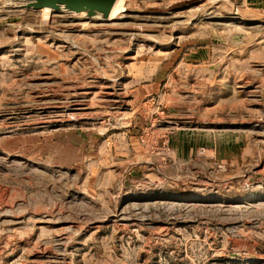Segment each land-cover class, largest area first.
Returning <instances> with one entry per match:
<instances>
[{
  "label": "rangeland",
  "instance_id": "obj_1",
  "mask_svg": "<svg viewBox=\"0 0 264 264\" xmlns=\"http://www.w3.org/2000/svg\"><path fill=\"white\" fill-rule=\"evenodd\" d=\"M26 3L0 0V264H264V0Z\"/></svg>",
  "mask_w": 264,
  "mask_h": 264
},
{
  "label": "water",
  "instance_id": "obj_2",
  "mask_svg": "<svg viewBox=\"0 0 264 264\" xmlns=\"http://www.w3.org/2000/svg\"><path fill=\"white\" fill-rule=\"evenodd\" d=\"M26 8L55 11L66 10L86 16L109 19L118 0H24Z\"/></svg>",
  "mask_w": 264,
  "mask_h": 264
},
{
  "label": "bare ground",
  "instance_id": "obj_3",
  "mask_svg": "<svg viewBox=\"0 0 264 264\" xmlns=\"http://www.w3.org/2000/svg\"><path fill=\"white\" fill-rule=\"evenodd\" d=\"M118 4H119V0L117 1L116 5L114 6V9L112 11V14H114L117 10H118ZM47 12L50 11V9H45ZM112 16V15H111ZM73 88V87H72Z\"/></svg>",
  "mask_w": 264,
  "mask_h": 264
}]
</instances>
